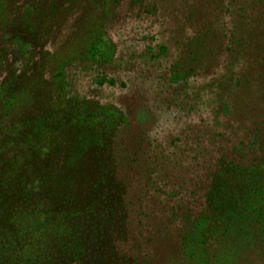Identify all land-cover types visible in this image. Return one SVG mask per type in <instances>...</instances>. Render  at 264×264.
I'll return each instance as SVG.
<instances>
[{"label":"trees","instance_id":"1","mask_svg":"<svg viewBox=\"0 0 264 264\" xmlns=\"http://www.w3.org/2000/svg\"><path fill=\"white\" fill-rule=\"evenodd\" d=\"M122 1L0 0V264H153L126 206L114 141L122 113L57 97L64 58L84 60L106 44ZM232 22L218 61L226 72L216 82L224 110L249 94L254 74L264 81V0L234 3ZM262 121L244 136L251 148L261 146L255 131ZM226 160L218 161L199 211H172L155 225L154 247L176 245L163 264L194 243L217 239L220 254L264 230V179L255 174L264 158L247 166Z\"/></svg>","mask_w":264,"mask_h":264},{"label":"rangeland","instance_id":"2","mask_svg":"<svg viewBox=\"0 0 264 264\" xmlns=\"http://www.w3.org/2000/svg\"><path fill=\"white\" fill-rule=\"evenodd\" d=\"M238 1L123 0L108 42L84 60L79 54L64 58L56 80L59 101L79 97L98 103L109 116L122 113L123 127L114 141L126 206L153 264H163L176 248L154 247L155 225L172 211L201 209L220 158L240 166L264 158L263 121L255 131L263 135L261 146L257 138L255 149L243 141L254 129L251 123L264 117L263 76L253 75V87L239 105L224 110L218 102L216 82L226 72L218 61L229 46ZM61 50L46 48L48 55L66 57ZM105 78L113 85L102 83ZM256 171L264 179V167ZM193 246L168 264H264V230L241 244H227L220 254L214 238Z\"/></svg>","mask_w":264,"mask_h":264}]
</instances>
